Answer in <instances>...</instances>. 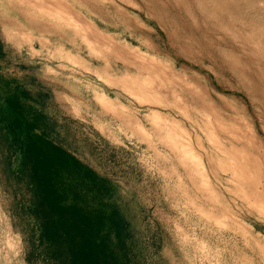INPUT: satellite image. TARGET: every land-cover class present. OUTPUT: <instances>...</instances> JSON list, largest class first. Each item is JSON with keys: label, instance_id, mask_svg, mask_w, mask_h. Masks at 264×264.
I'll use <instances>...</instances> for the list:
<instances>
[{"label": "clouds", "instance_id": "9594fccd", "mask_svg": "<svg viewBox=\"0 0 264 264\" xmlns=\"http://www.w3.org/2000/svg\"><path fill=\"white\" fill-rule=\"evenodd\" d=\"M0 77L112 185L125 264H264V0H0ZM16 200L0 264H56Z\"/></svg>", "mask_w": 264, "mask_h": 264}, {"label": "rangeland", "instance_id": "374dc122", "mask_svg": "<svg viewBox=\"0 0 264 264\" xmlns=\"http://www.w3.org/2000/svg\"><path fill=\"white\" fill-rule=\"evenodd\" d=\"M7 95L15 111L24 117L23 134L17 138L10 132L3 141L4 125L0 123V178L17 195L19 215L35 217L40 242L56 264H125L124 240L129 233L119 210L106 202L114 191L112 185L48 140L47 118L27 103L29 99L41 102L44 96L32 98L18 81L0 77V115L4 112L2 97ZM32 136L39 138L40 154L36 157L41 168L35 174L20 150ZM17 152L23 159L13 170L12 158ZM113 232L115 243L111 239ZM84 234L99 241L95 251L86 245ZM87 253H92L91 260L84 262L81 256Z\"/></svg>", "mask_w": 264, "mask_h": 264}, {"label": "trees", "instance_id": "16d2710c", "mask_svg": "<svg viewBox=\"0 0 264 264\" xmlns=\"http://www.w3.org/2000/svg\"><path fill=\"white\" fill-rule=\"evenodd\" d=\"M1 106H2L3 111H4L2 113V115H0V123L2 125H4V128H3L4 133L3 132L1 133L2 134L1 139L3 141H5L4 138L10 137V132L13 133L15 135V137L18 138L19 136H21L23 134L22 122L24 121V117L21 115V113H18L15 111V109L12 106V101L10 99V96H8V95L5 97H2V105ZM12 111H14L15 113H13ZM30 131H31V129H30ZM27 132L28 131H25L26 135H27ZM32 137H33V139H31V142L24 144V148H21L20 150H21L23 156L25 157V163L28 162L27 164H28L29 170L31 171V173L35 174L41 168L40 162L38 160L39 157L38 156L36 157V155L40 154L39 149H38L39 138L37 136H32ZM34 140L36 142H34ZM33 155H34V157L32 158ZM35 179H37L36 176H35ZM91 231H92V229H91ZM85 238H86V240H85L86 245L90 248V250L95 251V247L99 246V241L97 239H95V240L92 239V237H90V236H86ZM91 255H92V253H87V254H85L84 257L81 256V259L84 262H88V260H91Z\"/></svg>", "mask_w": 264, "mask_h": 264}]
</instances>
